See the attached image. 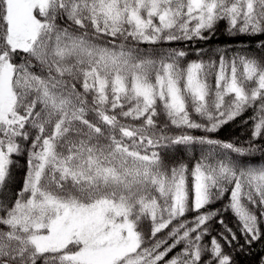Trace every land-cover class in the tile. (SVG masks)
<instances>
[{"label": "snow or ice", "instance_id": "1", "mask_svg": "<svg viewBox=\"0 0 264 264\" xmlns=\"http://www.w3.org/2000/svg\"><path fill=\"white\" fill-rule=\"evenodd\" d=\"M257 245L264 0H0V264H264Z\"/></svg>", "mask_w": 264, "mask_h": 264}, {"label": "trees", "instance_id": "2", "mask_svg": "<svg viewBox=\"0 0 264 264\" xmlns=\"http://www.w3.org/2000/svg\"><path fill=\"white\" fill-rule=\"evenodd\" d=\"M217 36H218V39L213 40L212 44H214V45H224V44H227V43H231V41H229L227 36L222 35L221 33H217ZM180 46H183V45H180ZM201 46H205L206 47L207 45H201ZM251 114H252L251 112L246 113V116H249ZM238 124H239V121H237V125ZM229 134H232L234 136H240V137L243 138V129L239 128V127H229L227 132L224 135L228 136ZM217 206H219V205H217ZM228 219L231 221L234 218L231 215H229ZM253 251L257 254V258H259L260 255H264V247H262L260 245L255 246L253 248ZM238 259H240V258L238 257ZM242 264H249V262L242 260Z\"/></svg>", "mask_w": 264, "mask_h": 264}]
</instances>
